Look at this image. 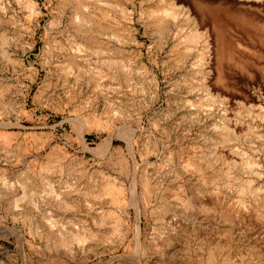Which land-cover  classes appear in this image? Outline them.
<instances>
[{"label": "rangeland", "instance_id": "obj_1", "mask_svg": "<svg viewBox=\"0 0 264 264\" xmlns=\"http://www.w3.org/2000/svg\"><path fill=\"white\" fill-rule=\"evenodd\" d=\"M256 1L33 0L32 12L28 0H0V264H209L211 251L264 264V220L229 211L264 198ZM169 6L176 19L156 24ZM202 16L210 49L182 43ZM100 57L126 73L94 82ZM93 116L115 123L79 124ZM189 158L201 172L179 168ZM103 183L122 189L121 205L84 196ZM180 187L217 189L220 203L185 212ZM104 216L121 219L120 234L97 224ZM82 229L98 236L62 244Z\"/></svg>", "mask_w": 264, "mask_h": 264}, {"label": "bare ground", "instance_id": "obj_2", "mask_svg": "<svg viewBox=\"0 0 264 264\" xmlns=\"http://www.w3.org/2000/svg\"><path fill=\"white\" fill-rule=\"evenodd\" d=\"M33 1V0H32ZM31 0H28V5L29 8L31 9L32 12H36V5L32 2ZM70 1V0H69ZM74 3H76L77 6H83L81 5L82 0H73ZM68 2V1H67ZM72 2V1H71ZM70 3V2H69ZM169 3V2H168ZM171 3V2H170ZM225 3V2H224ZM234 3V2H233ZM236 3V2H235ZM261 5V7H264V0H257L256 4ZM109 5V4H108ZM171 5V4H170ZM176 6V5H175ZM179 6V5H178ZM177 7V6H176ZM187 9V8H185ZM174 7L173 6H169L168 8H162V10L157 11L156 13H159L157 19H156V24L158 23L159 25H162L164 22H166L167 20H172V19H176V11H174ZM188 11V10H186ZM183 13V12H182ZM190 14V13H189ZM201 14V13H200ZM260 15V14H259ZM187 16V15H186ZM189 16V15H188ZM192 17V16H191ZM204 16H202L201 19L198 18V23L196 24L194 21V23L197 25V29L195 27L196 30L193 29V33L191 32V34H188V36H185V39L183 42L189 43V44H198V46L200 45L199 43L203 40H205L206 46L208 47V49H210L211 47V43H210V39H209V35L207 36V34H209L206 31H202V29H198V26L204 27V25L206 24L205 22V18H203ZM81 18V17H80ZM187 18V17H186ZM190 18V17H189ZM260 18V17H259ZM258 18V19H259ZM193 20V19H191ZM195 20V19H194ZM256 21V19H255ZM260 21H264V20H260ZM259 21V22H260ZM86 22V21H85ZM91 22V21H90ZM84 23V22H83ZM255 23V22H254ZM87 24V22H86ZM264 24V23H262ZM195 25V26H196ZM211 25V24H210ZM258 25V24H257ZM260 25V24H259ZM257 27V26H256ZM262 27V25H261ZM205 30V28H203ZM210 31V30H209ZM216 43V42H215ZM185 44V43H184ZM202 44V43H201ZM214 44V43H213ZM217 44V43H216ZM205 46V48H206ZM214 46V45H213ZM187 47V46H186ZM213 48V47H212ZM190 49V48H189ZM186 48V51L188 52V50ZM79 50V49H78ZM96 50V49H95ZM101 51L103 50H96L94 52V54L99 55L101 54ZM207 51V50H206ZM209 54V53H208ZM216 54V53H215ZM103 55V54H102ZM207 55V54H206ZM203 56V55H202ZM211 56V55H210ZM96 57V56H95ZM212 58V57H211ZM97 59V58H96ZM205 60V58H204ZM208 60V59H207ZM124 61H113L110 59H104L102 57H100L98 64L99 66L96 68H91L90 69V73H91V80H93L94 82L98 83L100 79L106 77L109 75L110 72H113L114 74H116L117 72L121 71V72H125L127 71L126 69H128L124 63ZM64 69V68H63ZM206 69V68H205ZM69 70V69H68ZM208 71V70H207ZM108 72V73H106ZM130 72V71H128ZM126 73V72H125ZM211 75V74H210ZM110 76V75H109ZM110 78H113L112 75ZM105 79V78H104ZM114 81V80H113ZM214 83V82H213ZM112 90V89H111ZM206 103V102H205ZM94 117V116H93ZM96 117V116H95ZM94 117V120L88 122V120H84V119H79V124H87V126H97L99 128H107L108 125L110 126V124L112 123H108L107 125H104L101 123L100 120H97ZM114 119V118H113ZM112 119V120H113ZM83 121V122H82ZM109 121V120H108ZM115 123V122H113ZM112 123V124H113ZM106 124V123H105ZM88 126V127H89ZM110 143L109 140L104 141L100 146H109L108 144ZM132 143V142H131ZM130 149H131V145L129 144ZM185 156V155H184ZM245 156V155H244ZM186 157V156H185ZM180 159V158H179ZM182 159V158H181ZM196 159V158H195ZM174 160L173 159H169L168 162L172 163ZM184 160V159H183ZM180 160L179 162V168H183V169H194L197 170V172H201L202 168L201 166H198L196 164H194V162L191 161V159L189 158L187 161H183ZM176 166V164H175ZM173 168V167H172ZM195 172V171H193ZM177 175V174H176ZM214 181V180H213ZM201 182H208L206 180V178H201ZM186 183V182H185ZM235 183V182H234ZM184 184V183H183ZM212 184V183H211ZM182 185V183H181ZM192 185V184H190ZM49 184H48V188H49ZM184 186V185H183ZM217 186V185H216ZM219 186V185H218ZM185 187V186H184ZM184 187H180V189L178 190V192H176L173 196H174V200L176 201V203L178 205H180L182 208H184L185 212H196V213H201L204 211H212L214 209H216L215 207L219 205L220 200H219V191L216 189L215 191H212L211 194L209 195H201L200 190L199 189H191V188H184ZM188 187V186H186ZM245 190H243L244 194H251L252 195V189H250V187L248 186H243ZM241 187V188H243ZM51 193H53L54 191H52V189L49 190ZM242 191V190H241ZM256 191V190H254ZM253 191V196L255 197L257 194V191L254 192ZM75 192V191H74ZM87 192V191H86ZM72 193V192H71ZM209 193V192H208ZM219 194V195H218ZM56 195V196H54ZM52 196L54 197H58L57 194H54ZM72 196V195H71ZM86 198H91L93 200H98V199H104V198H108L110 199V201L113 204L116 205H121L123 203V193H122V189L117 187L116 185H112V184H108V183H103L101 184V186L99 188H97V190L91 192V193H85L84 195ZM132 196V195H131ZM224 196V195H223ZM258 197V195L256 196ZM255 197V198H256ZM57 199V198H56ZM65 201V200H64ZM223 202V200H222ZM229 202V201H228ZM236 204V203H235ZM224 205V202L222 203V207ZM221 207V208H222ZM62 208L64 209H71L72 208V204L68 203V202H63L62 203ZM178 209V207H177ZM233 209V210H232ZM230 209V215L235 214V217L239 220H251V215L250 213L252 212L253 214L255 213V218L258 220H264V214L262 215V212L264 211V198H257L254 200V207H249L244 200H240L238 202V204L236 205V208H232ZM232 210V211H231ZM225 211V210H224ZM223 211V212H224ZM251 211V212H250ZM227 212V210H226ZM264 213V212H263ZM193 214V213H192ZM195 214V213H194ZM222 214V213H221ZM227 214V213H226ZM228 217V216H226ZM110 218L111 216H104L101 219L97 220V224H105L108 221L110 222ZM231 218V217H230ZM112 220V219H111ZM114 220V219H113ZM226 220V218H225ZM117 222L114 223V221L112 223H114L116 225V227H114L115 229L113 230L115 233H119L120 232V222L121 219L116 220ZM51 224H53V226H55V222L50 221ZM108 222V223H109ZM110 222V223H111ZM251 222V221H250ZM111 223V224H112ZM87 228V227H86ZM94 231L89 230V229H82L80 233H65V234H60V238L62 239L61 242L64 246H68L70 243L73 242H82L83 240L87 239V238H96L98 235H96V233H93ZM120 234V233H119ZM92 240V239H91ZM175 240V239H174ZM170 242V241H169ZM85 243V241H84ZM61 244V245H62ZM170 245V244H169ZM234 257V256H233ZM242 258V257H241ZM228 259V260H224L219 262L216 256V252L211 251L210 255H209V264H245L242 259ZM250 264V262L248 263ZM251 264H255V263H251Z\"/></svg>", "mask_w": 264, "mask_h": 264}]
</instances>
